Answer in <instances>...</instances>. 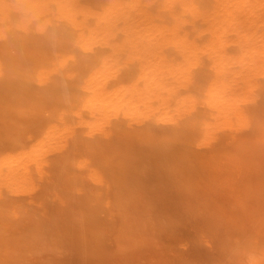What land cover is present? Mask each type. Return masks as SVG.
<instances>
[{"label":"bare ground","instance_id":"bare-ground-1","mask_svg":"<svg viewBox=\"0 0 264 264\" xmlns=\"http://www.w3.org/2000/svg\"><path fill=\"white\" fill-rule=\"evenodd\" d=\"M0 264H264V0H0Z\"/></svg>","mask_w":264,"mask_h":264}]
</instances>
